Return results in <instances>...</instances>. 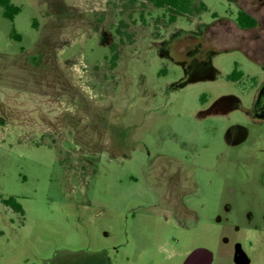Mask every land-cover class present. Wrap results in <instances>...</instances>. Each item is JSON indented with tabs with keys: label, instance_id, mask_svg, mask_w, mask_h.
I'll list each match as a JSON object with an SVG mask.
<instances>
[{
	"label": "rangeland",
	"instance_id": "1",
	"mask_svg": "<svg viewBox=\"0 0 264 264\" xmlns=\"http://www.w3.org/2000/svg\"><path fill=\"white\" fill-rule=\"evenodd\" d=\"M12 4L13 22L0 9V195L24 216L0 202V264H99L105 250L115 264H180L160 246L171 258L197 245L236 264L237 244L264 264V124L233 112L248 136L228 145L224 120L201 115L224 95L251 109L264 60L216 56L189 77L167 57L232 0H195L207 11L174 23L146 0ZM239 59L247 77L228 80ZM168 164L186 165L203 199L198 234L174 233L177 246L162 212L142 208L147 171Z\"/></svg>",
	"mask_w": 264,
	"mask_h": 264
},
{
	"label": "flooded vegetation",
	"instance_id": "2",
	"mask_svg": "<svg viewBox=\"0 0 264 264\" xmlns=\"http://www.w3.org/2000/svg\"><path fill=\"white\" fill-rule=\"evenodd\" d=\"M232 2L233 5H229L224 10V15L212 13L211 22L202 21L197 31H191L189 40H186L184 47L181 48L183 51L181 59H172L170 53H167V57L187 76L212 69L213 57L225 54H237L239 58L254 63L264 60V0H232ZM194 8L200 10V13L207 11L205 5ZM252 22L255 23L253 26H251ZM242 67L241 59L233 61V69L227 79L236 77L239 81L247 77ZM204 104L205 102L202 103ZM235 111L248 115L256 125L264 124V82L255 95L251 109L246 108L236 95H224L201 112L202 118L218 116L224 120L223 137L225 144L228 145H239L248 136V129L245 126L229 120V116ZM151 168L152 170L147 173L154 193V201L148 208L144 206L142 208L151 211L160 210L163 222L172 227L169 236L171 246L180 245L181 240L177 239L174 233L186 237L190 233L198 234L199 231L200 216L191 206L194 200H197V203L203 200L201 197H196L199 187L186 165L168 164ZM134 181L138 180L134 179ZM142 208L141 205L130 208L129 213L136 218L137 211ZM216 220L218 219L213 217L211 223L214 224ZM237 249L242 250L240 245L235 246L234 259ZM105 252V260L99 264H115L117 261L113 262L107 250ZM115 252L118 253V249L115 248ZM158 253L161 254L162 261L167 263H175L178 259L181 260L180 264L215 263V255L199 245L184 254L177 252L171 258L165 257L164 246H160Z\"/></svg>",
	"mask_w": 264,
	"mask_h": 264
},
{
	"label": "trees",
	"instance_id": "3",
	"mask_svg": "<svg viewBox=\"0 0 264 264\" xmlns=\"http://www.w3.org/2000/svg\"><path fill=\"white\" fill-rule=\"evenodd\" d=\"M147 3L152 4L157 9L164 10L168 17V21L174 23L178 18L192 17L195 13H200V10L195 9V0H146ZM0 9H3V15L11 22L21 12V9L12 4V0H0ZM255 23L252 22L251 26ZM16 40H20L19 35H13ZM116 58L117 55L115 54ZM0 202L7 208L12 209L15 213H19L24 216V210L22 205L16 198L3 199L0 195ZM3 233L0 231V236Z\"/></svg>",
	"mask_w": 264,
	"mask_h": 264
},
{
	"label": "water",
	"instance_id": "4",
	"mask_svg": "<svg viewBox=\"0 0 264 264\" xmlns=\"http://www.w3.org/2000/svg\"><path fill=\"white\" fill-rule=\"evenodd\" d=\"M235 263L236 264H249L250 261L242 250L237 249L235 253Z\"/></svg>",
	"mask_w": 264,
	"mask_h": 264
}]
</instances>
